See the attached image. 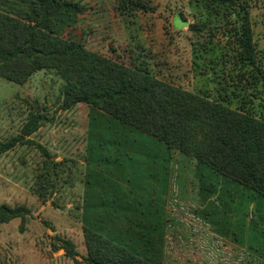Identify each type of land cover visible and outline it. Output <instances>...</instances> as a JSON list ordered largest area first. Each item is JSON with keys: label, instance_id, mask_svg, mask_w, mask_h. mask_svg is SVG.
Wrapping results in <instances>:
<instances>
[{"label": "rangeland", "instance_id": "rangeland-1", "mask_svg": "<svg viewBox=\"0 0 264 264\" xmlns=\"http://www.w3.org/2000/svg\"><path fill=\"white\" fill-rule=\"evenodd\" d=\"M80 2L82 12H67L55 22L59 35L127 64L143 48L160 78L232 108H250L264 119V85L257 70L264 73V0H248L256 64L241 58L237 39L243 11L228 3L141 0L142 8L122 9L124 3L116 0ZM24 8L17 10L26 13ZM179 14L197 30L184 25ZM64 82L54 69H41L23 84L0 76V142L22 134L33 112L43 120L24 141L0 152V205L30 210L0 224V264H88L89 166L103 176L101 193L120 189L115 198L123 205L141 200L160 209L163 227L153 238L161 264H264V221L254 203L242 198L244 193L237 196V207H223L219 187L204 195L192 156L160 145L151 146V158L130 152L123 169L91 162L89 106H66ZM211 203L217 205L214 211ZM113 218L105 211L102 231L122 240L131 223L123 214ZM60 238L73 242L74 255Z\"/></svg>", "mask_w": 264, "mask_h": 264}, {"label": "trees", "instance_id": "trees-1", "mask_svg": "<svg viewBox=\"0 0 264 264\" xmlns=\"http://www.w3.org/2000/svg\"><path fill=\"white\" fill-rule=\"evenodd\" d=\"M5 1L0 0V76L23 84L41 69L56 70L65 81V105L85 102L89 106L91 162L100 166L111 163L123 169L130 152L151 158V146L164 145L169 152L177 149L196 159V174L204 195L219 187L221 205L237 207V196L245 193L242 198L254 203L259 220L264 221V119L250 108H232L160 78L150 67L143 48L131 55L132 61L127 64L89 49L75 37L59 35L55 22L67 12H82L85 8L80 0H9L6 9ZM215 1L243 11L237 39L240 55L245 62L256 64L248 0ZM123 3L122 9L145 6L141 0H116V5ZM18 5H25L26 13L18 11ZM176 17L183 19L181 14ZM189 27L197 30L193 24ZM257 70L264 85V73ZM42 123L40 114L33 112L22 134L0 142V152L24 141ZM87 177V263L161 264L159 242L153 238L163 227L160 209L141 200L123 205L115 198L120 196V189L112 188L108 195L101 193L99 179L103 176L90 166ZM208 207L214 211L217 205L211 203ZM105 211L113 219L123 214L130 221V231L122 240L102 231ZM29 212L24 206L2 204L0 224ZM257 222L252 220L253 225ZM60 241L67 254L74 255L73 242Z\"/></svg>", "mask_w": 264, "mask_h": 264}, {"label": "crops", "instance_id": "crops-1", "mask_svg": "<svg viewBox=\"0 0 264 264\" xmlns=\"http://www.w3.org/2000/svg\"><path fill=\"white\" fill-rule=\"evenodd\" d=\"M230 237H231V236H230ZM232 237H233V236H232ZM232 237H231V238H232ZM234 237H235V235H234Z\"/></svg>", "mask_w": 264, "mask_h": 264}]
</instances>
